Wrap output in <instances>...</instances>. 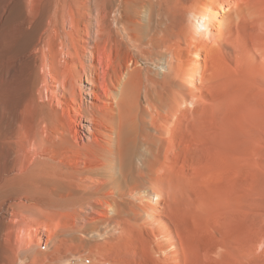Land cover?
Instances as JSON below:
<instances>
[{
    "label": "bare ground",
    "instance_id": "1",
    "mask_svg": "<svg viewBox=\"0 0 264 264\" xmlns=\"http://www.w3.org/2000/svg\"><path fill=\"white\" fill-rule=\"evenodd\" d=\"M252 24L247 0H0V264H92L147 222L171 123Z\"/></svg>",
    "mask_w": 264,
    "mask_h": 264
},
{
    "label": "rangeland",
    "instance_id": "2",
    "mask_svg": "<svg viewBox=\"0 0 264 264\" xmlns=\"http://www.w3.org/2000/svg\"><path fill=\"white\" fill-rule=\"evenodd\" d=\"M247 1L264 14V0ZM252 25L233 37L223 74L171 123L152 218L121 219L117 241L89 252L92 264H264V26Z\"/></svg>",
    "mask_w": 264,
    "mask_h": 264
}]
</instances>
